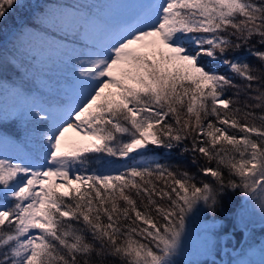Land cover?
Returning a JSON list of instances; mask_svg holds the SVG:
<instances>
[{
	"label": "snow or ice",
	"instance_id": "obj_1",
	"mask_svg": "<svg viewBox=\"0 0 264 264\" xmlns=\"http://www.w3.org/2000/svg\"><path fill=\"white\" fill-rule=\"evenodd\" d=\"M21 7L0 36V264H264V238L200 259L207 223L187 258L229 201L264 230V0H0V22Z\"/></svg>",
	"mask_w": 264,
	"mask_h": 264
},
{
	"label": "rangeland",
	"instance_id": "obj_2",
	"mask_svg": "<svg viewBox=\"0 0 264 264\" xmlns=\"http://www.w3.org/2000/svg\"><path fill=\"white\" fill-rule=\"evenodd\" d=\"M64 2L71 3L73 0H64ZM240 209L238 208L236 210V213H239ZM232 219L234 223L240 224L239 216H232ZM254 219L255 223L250 225V228L248 230H245L242 226H239L234 229H238L240 235L237 241L234 242V240L226 242L230 236H232V229H229L226 231L221 237L218 239V245H219V255H216L213 253L211 257H200V259H208L209 261L215 260V261H227L229 259L230 255L234 254V251H238L241 244L245 243L249 239L254 238V241L256 243H259V241L264 238V230L261 229V225L259 222V209H254ZM212 224L214 225L216 223V220H211L208 216L207 221H205L203 215L201 216L200 220L197 221L194 225H192V236L189 239L188 242V257L187 258H196L195 252L199 248V230L202 226V224ZM233 245H235V250L233 249ZM184 259V258H182Z\"/></svg>",
	"mask_w": 264,
	"mask_h": 264
},
{
	"label": "trees",
	"instance_id": "obj_3",
	"mask_svg": "<svg viewBox=\"0 0 264 264\" xmlns=\"http://www.w3.org/2000/svg\"><path fill=\"white\" fill-rule=\"evenodd\" d=\"M26 2L31 3V4H35V3H55L56 0H26ZM31 14V10L28 7H21L18 8L15 12L11 13L7 19H5L3 22H0V36H2L4 33L11 31L14 27H16L19 23H22L23 21H26L27 19H29ZM50 45L48 43H45L43 45L44 48H48ZM248 60L250 63H252L253 65L257 64V61L255 60V58L249 56ZM66 70V69H65ZM220 71L222 72H227V69L225 68H221ZM54 74H56L54 72ZM5 102V97L4 94L2 92H0V104ZM11 123V122H9ZM14 129H9L10 134L14 133ZM13 138H15V136L13 135ZM186 163V161H185ZM195 170V169H193ZM234 207L233 202L229 201L225 207V211L223 213H219L216 217V223L214 224L215 230L216 231H220L221 235H223L226 231H228L229 229H232V233L235 232H239L238 229H234L232 227V224L234 223L232 216L233 213L229 210L232 209ZM239 207L236 206L237 210ZM210 217L211 220V214L208 215ZM239 237L235 236L232 234V236H230L228 238V240L226 241L227 243L231 240L237 241Z\"/></svg>",
	"mask_w": 264,
	"mask_h": 264
}]
</instances>
